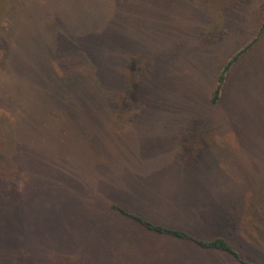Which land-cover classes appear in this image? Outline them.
I'll list each match as a JSON object with an SVG mask.
<instances>
[{"label": "rangeland", "instance_id": "374dc122", "mask_svg": "<svg viewBox=\"0 0 264 264\" xmlns=\"http://www.w3.org/2000/svg\"><path fill=\"white\" fill-rule=\"evenodd\" d=\"M263 22L264 0H0V264L235 263L111 203L264 264V31L211 102Z\"/></svg>", "mask_w": 264, "mask_h": 264}, {"label": "trees", "instance_id": "16d2710c", "mask_svg": "<svg viewBox=\"0 0 264 264\" xmlns=\"http://www.w3.org/2000/svg\"><path fill=\"white\" fill-rule=\"evenodd\" d=\"M263 30H264V22L259 30L258 35L254 39H252L250 42H248L244 47L240 48L235 53V55L222 66L219 72V75H218L217 85H216V88L214 90V93L211 99V102L213 104H217L221 97L223 86L226 82L228 73L231 71L233 66L238 62V60L242 57V55H244L254 45V43L259 39V36L263 32ZM110 205L112 209L118 211L124 216L130 217L133 220L139 222L146 229L150 231H153L155 233L162 234V235L176 237L180 240L191 241L195 245L201 248H204V249H211V250L228 253L234 256L241 264H255L251 261H248L242 258L238 250L234 248L233 245L224 237H217L215 239H210V240L201 239L184 230L158 224L149 219H146L145 217H142L141 215L131 213L125 208L121 207L119 204L111 203Z\"/></svg>", "mask_w": 264, "mask_h": 264}, {"label": "crops", "instance_id": "0c3cea01", "mask_svg": "<svg viewBox=\"0 0 264 264\" xmlns=\"http://www.w3.org/2000/svg\"><path fill=\"white\" fill-rule=\"evenodd\" d=\"M261 28V27H260ZM260 30V29H259ZM264 31V30H263ZM258 33H259V31H258ZM258 33L255 35V37L258 35ZM263 33V32H262ZM261 33V34H262ZM261 34H260V36H261ZM260 36H259V38H260ZM254 37V38H255ZM253 38V39H254ZM250 42V41H249ZM169 227H174V226H169ZM174 228H178V229H181V230H184V231H186V232H191V230H193V229H183V228H181V227H174ZM216 232V231H215ZM190 234H192V233H190ZM193 235V234H192ZM164 236H166V237H172V236H168V235H164ZM195 236V235H194ZM221 236V235H220ZM172 238H175V239H178V238H176V237H172ZM226 239V238H225ZM180 240V239H179ZM206 240H210V239H206ZM181 241H187V240H181ZM229 241V240H228ZM230 242V241H229ZM231 243V242H230ZM232 244V243H231ZM233 245V244H232ZM233 247H234V245H233ZM238 250V249H237ZM216 251V250H215ZM218 252H220V253H224V254H227L228 256H231L235 261V263H233V264H241L234 256H232V255H230V254H228V253H225V252H221V251H218ZM239 253H240V251H238ZM241 255V254H240ZM244 256H242V258H243ZM244 259H246L245 257H244ZM246 260H248V261H250L249 259H246ZM251 262H253V263H255V264H259L258 263V261L256 260V261H252L251 260Z\"/></svg>", "mask_w": 264, "mask_h": 264}]
</instances>
